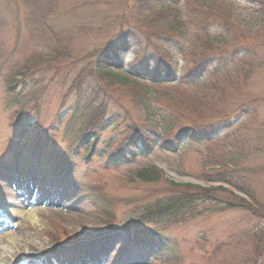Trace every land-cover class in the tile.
<instances>
[{
  "label": "rangeland",
  "instance_id": "374dc122",
  "mask_svg": "<svg viewBox=\"0 0 264 264\" xmlns=\"http://www.w3.org/2000/svg\"><path fill=\"white\" fill-rule=\"evenodd\" d=\"M44 1L55 6L51 22L58 32H28L25 20L31 10L22 0H0V236L12 233L37 244L35 251L28 246L20 256L25 264H264V0H208L216 14L210 32L218 36L214 44L221 49L219 59L235 51V62L229 69L225 62L220 72L194 82L180 83L179 78L178 84L155 94L158 106L151 114L163 129L169 125L162 115L171 112L183 117L182 128L215 131L213 141L183 140L174 152L157 142L149 151L138 148L118 161H109V156L133 131H151L146 114L130 102L131 93L119 88L93 99L69 87L88 64L82 57L118 33L109 15L127 0ZM185 1L196 10L203 0ZM157 23L154 17L152 26ZM200 25L195 18L197 29L187 31L171 53L158 48L161 33L150 31L152 38L144 39L142 51L131 48L122 56L125 72L118 74L130 78L131 66L145 49L146 54L168 50L177 76H183L194 66L196 49L209 40L202 33L204 41H198L196 32H206ZM82 26L84 31L78 32ZM58 65L64 66L47 69ZM88 122L98 133L95 150L103 156L96 151L91 159L85 157L82 140L92 139L83 133ZM178 129L174 126L171 133ZM40 142L59 156L68 151L76 156L78 167L64 187L59 178L53 185L30 179L31 168L51 162L42 157L23 161ZM18 158L30 186L14 176ZM149 166L162 170L164 181H136V172ZM164 182L210 189L219 202L144 225L162 238L158 250L134 247L123 231L107 229L85 195L101 192L104 202H111L117 229L144 207L164 202L171 195ZM76 185L82 187L77 190ZM237 197L250 207L224 205ZM58 227L70 234L58 240Z\"/></svg>",
  "mask_w": 264,
  "mask_h": 264
},
{
  "label": "trees",
  "instance_id": "16d2710c",
  "mask_svg": "<svg viewBox=\"0 0 264 264\" xmlns=\"http://www.w3.org/2000/svg\"><path fill=\"white\" fill-rule=\"evenodd\" d=\"M22 1L24 5L31 10V14H29L25 20V27L28 32H58L51 22V17L54 16L53 13L55 8L52 3L49 6L44 0ZM187 3L188 2L185 0H127L125 5L119 4L115 6V12L113 13L111 11L109 17H113L112 21L116 23L118 33L102 48L94 49L92 52L85 54L82 59L85 58L88 64H86L84 69L81 68L82 70L79 71V74H75V77L71 79V86L69 87L71 92H79L93 99H97L99 95L104 93L107 95L110 91L114 90L113 88H119L122 93H131L132 98L130 97V102L136 105L141 113L146 114L144 117L145 122L147 120L150 121L149 125L151 131L145 132L143 129H136L133 131L132 135L128 139H125V143L119 147L117 151L119 153L116 154L117 152H113L109 156V159H111L109 161H118L120 156L125 160L128 156L127 152L134 154L138 148L142 151H149L157 142H160V145L167 150L174 152L183 140L205 143L212 142V139H214L215 131L208 132L206 129H199V131H197L189 127H180V121L183 117L181 118L171 112L170 115H162L165 122L169 125V130H167V128L163 129V126L154 120L158 116L151 114V112H155L154 107L158 106L155 102L157 101L155 94L158 93L157 91H159V89L178 84L180 81L179 78L182 80L180 83L187 84L197 79H202L210 72L218 73L221 70L222 64L225 65V62L227 65L223 67L229 69L230 64L235 62L237 58V53L234 51L231 53L230 58L219 59L221 56V49L214 44L218 36L217 34L211 35L210 32V28L215 25L212 19L216 18L215 10L212 9L211 3H209L208 0H206V2L203 0L198 3V8L196 10L189 9L186 5ZM261 3L264 4L263 1H261ZM87 5L88 4L81 3L80 7L87 8ZM40 11H42L43 14L39 15V17H35ZM191 14H194V16ZM154 17H158L156 26H152ZM195 18L201 23L199 27L206 31L196 32L198 41H202L203 37L201 35L203 34H206L209 40L203 46L196 49L195 59L193 60L194 66L188 69L183 76H177V71L172 61L168 59V56H171L170 53L173 51L174 46L180 44L181 37L186 39L189 33L187 31L197 29L194 26ZM214 28L217 29V27ZM84 29L85 27L82 26L78 29V32H83ZM150 31L155 32V35L157 32L161 33V39L163 40H159L160 47L158 48L165 47L170 50V53L167 50L164 52L165 54H146V50L144 49V55L140 61H137V63L131 66L128 75L130 78L121 77L118 73L125 72L122 56L126 53H130L131 48L142 51L144 39L151 40L152 38L148 36L150 35ZM57 52L59 51L57 50ZM62 66L64 65L55 67L48 66L47 69L49 71L55 68L61 70ZM75 69L77 70V68ZM85 70L88 71L87 75L83 74ZM171 123L179 128L176 134L171 133L174 128V126L170 125ZM83 133L88 134V137L89 134L92 135L91 140L86 141V139H84L81 144V146H86L85 157L91 159L93 153L97 151L95 149L97 140L99 139L98 133L92 128L89 122ZM163 133H165V135ZM46 142V145L41 142L36 144L37 147L33 149L32 152L30 151L33 153V156L29 157L31 159L42 157L48 161L51 160V162H47L46 167L39 169L42 171L41 175L43 178L45 177L44 179H46V181L55 180L58 176L61 177L63 181L70 178L73 179V174L78 167L75 160L76 156L74 155L73 158L71 156V151H68L67 156L65 154L59 156L55 151L49 152ZM112 146L113 143L108 145L107 152ZM107 152L104 154L106 155ZM99 153L103 156V152H98V154ZM98 158H100V156H98ZM18 160L19 158L16 159L17 162ZM80 161L82 162V160ZM36 176L39 179L42 178L37 173ZM135 180L145 184L162 182L164 181L163 171L154 166H149L143 170L137 171ZM218 181L232 185V183L226 179H219ZM164 183L171 194L164 202H156L144 207L139 211L137 217H134L131 221L125 222V224L119 225L117 229H115V223H113V220L116 218L111 210V202H104V197L101 192L96 194L87 193L85 195L91 197L88 198V202L93 208L97 207V217L107 229L111 231H123L134 247L146 250H158L161 248L162 238L158 236L156 231L143 228L144 225L152 223L158 218L175 216L194 206L203 205L205 202H209L208 205L210 206L219 202L216 198L213 200L214 196L210 189H204L199 186L180 185L172 182ZM75 187L79 190L82 186L76 185ZM239 189L247 195L246 190L243 188ZM247 196L249 197V195ZM250 198L252 197L250 196ZM236 199L238 202L234 200H225L224 205L229 203L227 206L230 208L250 207V205L248 206L245 204L244 199L238 197ZM97 209H99V211ZM259 253H261L260 244L257 246L255 252L256 256L260 255Z\"/></svg>",
  "mask_w": 264,
  "mask_h": 264
},
{
  "label": "bare ground",
  "instance_id": "6f19581e",
  "mask_svg": "<svg viewBox=\"0 0 264 264\" xmlns=\"http://www.w3.org/2000/svg\"><path fill=\"white\" fill-rule=\"evenodd\" d=\"M14 204V203H13ZM59 228L58 240L70 234L67 230ZM3 246V247H2ZM29 246L30 250H36L37 244L31 238L17 239L12 233L8 236H0V264H25V260L20 259L24 251Z\"/></svg>",
  "mask_w": 264,
  "mask_h": 264
}]
</instances>
